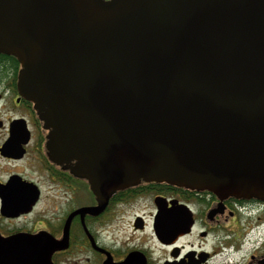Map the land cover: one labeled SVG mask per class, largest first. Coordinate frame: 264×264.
Segmentation results:
<instances>
[{
	"label": "water",
	"instance_id": "95a60500",
	"mask_svg": "<svg viewBox=\"0 0 264 264\" xmlns=\"http://www.w3.org/2000/svg\"><path fill=\"white\" fill-rule=\"evenodd\" d=\"M0 54L95 196L144 181L264 201V0H0Z\"/></svg>",
	"mask_w": 264,
	"mask_h": 264
},
{
	"label": "flooded vegetation",
	"instance_id": "af4514ba",
	"mask_svg": "<svg viewBox=\"0 0 264 264\" xmlns=\"http://www.w3.org/2000/svg\"><path fill=\"white\" fill-rule=\"evenodd\" d=\"M19 72L0 54L5 264L49 247L50 264H264V201L143 181L95 196L74 161L48 151L49 130L20 94Z\"/></svg>",
	"mask_w": 264,
	"mask_h": 264
},
{
	"label": "trees",
	"instance_id": "16d2710c",
	"mask_svg": "<svg viewBox=\"0 0 264 264\" xmlns=\"http://www.w3.org/2000/svg\"><path fill=\"white\" fill-rule=\"evenodd\" d=\"M9 58L12 59L16 64H18L17 61L13 57L9 56Z\"/></svg>",
	"mask_w": 264,
	"mask_h": 264
}]
</instances>
